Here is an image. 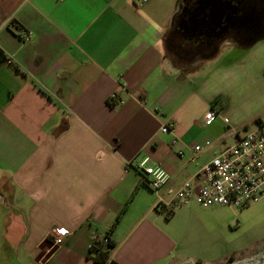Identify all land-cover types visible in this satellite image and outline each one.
I'll return each mask as SVG.
<instances>
[{
    "label": "crops",
    "instance_id": "crops-1",
    "mask_svg": "<svg viewBox=\"0 0 264 264\" xmlns=\"http://www.w3.org/2000/svg\"><path fill=\"white\" fill-rule=\"evenodd\" d=\"M196 1L183 21L203 18L194 16ZM182 3L0 0V264H97L90 240L104 233L117 264H207L226 255L190 231L229 207L191 199L167 218L139 173L125 172L133 158H149L169 175L160 192L167 200V188L264 125V33L249 40L224 32L210 51L185 55L169 42ZM182 22L186 43L206 37ZM114 94L122 103L110 102ZM211 109L219 114L206 126ZM238 214L262 245L264 199ZM54 228L68 233L61 245Z\"/></svg>",
    "mask_w": 264,
    "mask_h": 264
},
{
    "label": "built area",
    "instance_id": "built-area-1",
    "mask_svg": "<svg viewBox=\"0 0 264 264\" xmlns=\"http://www.w3.org/2000/svg\"><path fill=\"white\" fill-rule=\"evenodd\" d=\"M114 101L122 103L115 94L110 98V102ZM218 114L214 109L209 110L205 114L204 125H210ZM171 127L164 125L161 130L168 132ZM209 145V141L195 145L193 151L198 153ZM131 169L139 173L143 183L156 194L154 209L167 217L174 214L175 208L188 206L191 199L205 208L224 206L242 211L264 199V125L238 135L233 145L201 167L191 181L178 188H167V200L160 194L169 181V175L162 167L150 165L147 157H135L127 163L125 172ZM67 237L68 233L63 229H52L53 243L61 245ZM97 241L106 243V233L94 234L89 249ZM111 260L109 258L106 264Z\"/></svg>",
    "mask_w": 264,
    "mask_h": 264
},
{
    "label": "rangeland",
    "instance_id": "rangeland-1",
    "mask_svg": "<svg viewBox=\"0 0 264 264\" xmlns=\"http://www.w3.org/2000/svg\"><path fill=\"white\" fill-rule=\"evenodd\" d=\"M239 212L233 208L215 210L207 215L208 220L196 223L190 231V237L200 245L206 242L210 247L212 244L213 254L225 248L227 253L221 260L207 264H264V243L253 244V231L239 227Z\"/></svg>",
    "mask_w": 264,
    "mask_h": 264
},
{
    "label": "flooded vegetation",
    "instance_id": "flooded-vegetation-1",
    "mask_svg": "<svg viewBox=\"0 0 264 264\" xmlns=\"http://www.w3.org/2000/svg\"><path fill=\"white\" fill-rule=\"evenodd\" d=\"M232 2L233 6L237 7L236 16H250L255 14L257 18V23L252 28L244 27V29H239L238 25L230 28L227 33H233L237 38L249 39L251 36L257 33H264V0H223ZM196 0H185V4L192 7L196 5ZM226 8V5L224 6ZM227 14V12H226ZM183 21V20H182ZM181 21V22H182ZM186 21V20H185ZM180 22V23H181ZM227 22L222 27H227ZM222 29L216 30V32H221ZM200 33V32H199ZM223 34L219 36H195L192 42L183 41L179 33H175L169 36V42L172 49H178L182 51L185 55L194 56L198 52H208L216 46V44L223 38ZM219 38V39H218Z\"/></svg>",
    "mask_w": 264,
    "mask_h": 264
},
{
    "label": "water",
    "instance_id": "water-1",
    "mask_svg": "<svg viewBox=\"0 0 264 264\" xmlns=\"http://www.w3.org/2000/svg\"><path fill=\"white\" fill-rule=\"evenodd\" d=\"M226 5V8L224 7ZM210 10L209 14L206 13ZM237 7L232 5L230 1L223 0H202L198 2V7L194 11V16L204 15L201 19L190 18L182 22V28L186 32L203 33L208 37L219 36L227 32L230 28L238 25V27L252 28L257 23L255 14L246 17L236 16ZM227 12V14H226ZM226 17L227 27H222L223 19ZM222 31L216 32L218 29ZM250 40V39H249ZM251 42V41H250Z\"/></svg>",
    "mask_w": 264,
    "mask_h": 264
},
{
    "label": "trees",
    "instance_id": "trees-1",
    "mask_svg": "<svg viewBox=\"0 0 264 264\" xmlns=\"http://www.w3.org/2000/svg\"><path fill=\"white\" fill-rule=\"evenodd\" d=\"M190 6H187L185 4V0H183L182 8L181 10L174 16L173 23H172V30L170 35H173L175 33H179V25L182 21L183 13L189 9ZM219 39V38H218ZM135 191L133 192L132 196L134 195ZM127 204L125 205L126 208ZM124 208V209H125ZM123 209V210H124ZM167 217V216H166ZM169 218V217H167ZM119 217L116 219V221L113 224V227L116 226L118 223ZM107 236V242L103 243L102 241H97L93 243L91 248L88 251V257L94 261L97 264H106L107 260L110 258V254L112 250L115 247L114 242L110 238L109 233H106ZM110 264H117L113 260H111Z\"/></svg>",
    "mask_w": 264,
    "mask_h": 264
}]
</instances>
